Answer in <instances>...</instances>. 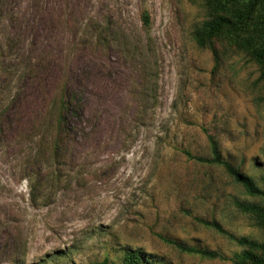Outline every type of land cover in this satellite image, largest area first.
<instances>
[{"label":"rangeland","instance_id":"1","mask_svg":"<svg viewBox=\"0 0 264 264\" xmlns=\"http://www.w3.org/2000/svg\"><path fill=\"white\" fill-rule=\"evenodd\" d=\"M0 15L31 67L0 151V264L118 263L126 247L160 264H239L230 235L264 239L235 206L241 186L185 152L210 156L212 137L225 158L264 176V76L227 43L197 45L202 0H0ZM61 87L77 100L70 170L34 201L18 134Z\"/></svg>","mask_w":264,"mask_h":264},{"label":"trees","instance_id":"2","mask_svg":"<svg viewBox=\"0 0 264 264\" xmlns=\"http://www.w3.org/2000/svg\"><path fill=\"white\" fill-rule=\"evenodd\" d=\"M207 17L194 31V38L200 48L215 49L217 43H227L238 51L246 53L260 67L264 76V0H202ZM144 26L151 23L150 14H142ZM0 15V151L6 147L5 136L7 119L21 88L19 83L31 73L26 68L24 56L17 49V39L2 32L4 22ZM77 100L67 94L63 87L55 92L45 107L41 117L38 116L27 133L18 136L25 138L26 144L23 163L25 176L36 201L39 194L48 185L50 187L63 183V175L70 169L64 161L70 152L74 126L71 121L75 116ZM10 141V140H9ZM210 156L195 155L185 150L190 159L214 164L224 169L233 181L241 186L243 197L235 198V206L254 219L264 232V176L258 181L254 176L243 171L225 158L218 142L210 137ZM2 220L0 214V222ZM208 226L224 232L221 224L206 221ZM2 223V222H1ZM15 235V245L18 237ZM242 250L235 252L232 259L239 264H264V239L247 236L230 235ZM14 245V246H15ZM185 252L196 253L203 257L216 258L225 256L217 250L198 248L188 244L176 243ZM89 264H160L158 259L147 255L141 248L126 247L118 263H111L109 258L92 261Z\"/></svg>","mask_w":264,"mask_h":264},{"label":"bare ground","instance_id":"3","mask_svg":"<svg viewBox=\"0 0 264 264\" xmlns=\"http://www.w3.org/2000/svg\"><path fill=\"white\" fill-rule=\"evenodd\" d=\"M109 26V25H108ZM114 46V45H113ZM124 49V48H123Z\"/></svg>","mask_w":264,"mask_h":264}]
</instances>
